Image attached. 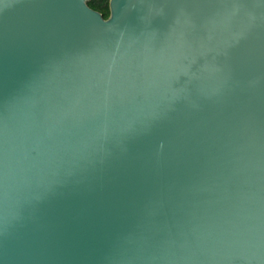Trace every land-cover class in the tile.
I'll return each mask as SVG.
<instances>
[{
	"label": "water",
	"instance_id": "water-1",
	"mask_svg": "<svg viewBox=\"0 0 264 264\" xmlns=\"http://www.w3.org/2000/svg\"><path fill=\"white\" fill-rule=\"evenodd\" d=\"M0 0V264H264V0Z\"/></svg>",
	"mask_w": 264,
	"mask_h": 264
},
{
	"label": "trees",
	"instance_id": "trees-1",
	"mask_svg": "<svg viewBox=\"0 0 264 264\" xmlns=\"http://www.w3.org/2000/svg\"><path fill=\"white\" fill-rule=\"evenodd\" d=\"M110 0H88V4L100 11L105 18H108L110 15V6H109Z\"/></svg>",
	"mask_w": 264,
	"mask_h": 264
}]
</instances>
